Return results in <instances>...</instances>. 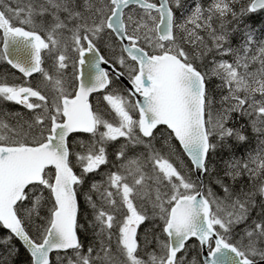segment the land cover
Here are the masks:
<instances>
[{"label": "snow or ice", "instance_id": "6c2138e0", "mask_svg": "<svg viewBox=\"0 0 264 264\" xmlns=\"http://www.w3.org/2000/svg\"><path fill=\"white\" fill-rule=\"evenodd\" d=\"M254 14L0 0V264H264Z\"/></svg>", "mask_w": 264, "mask_h": 264}, {"label": "trees", "instance_id": "16d2710c", "mask_svg": "<svg viewBox=\"0 0 264 264\" xmlns=\"http://www.w3.org/2000/svg\"><path fill=\"white\" fill-rule=\"evenodd\" d=\"M261 20H264V16H261L259 14H254V16H253V22L255 23V26L256 27H259ZM0 234H2V232H0ZM23 259H24V253L21 252L20 257H19V260L20 261H23Z\"/></svg>", "mask_w": 264, "mask_h": 264}]
</instances>
